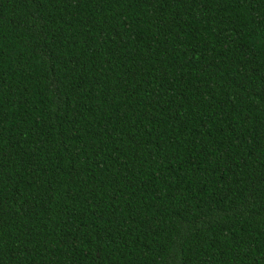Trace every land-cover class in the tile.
Returning <instances> with one entry per match:
<instances>
[{
  "label": "trees",
  "instance_id": "trees-1",
  "mask_svg": "<svg viewBox=\"0 0 264 264\" xmlns=\"http://www.w3.org/2000/svg\"><path fill=\"white\" fill-rule=\"evenodd\" d=\"M0 264H264V0H0Z\"/></svg>",
  "mask_w": 264,
  "mask_h": 264
}]
</instances>
